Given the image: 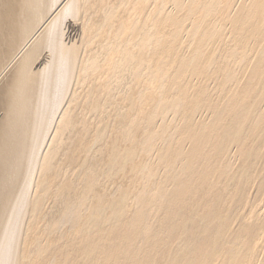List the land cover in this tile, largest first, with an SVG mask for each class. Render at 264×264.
Returning a JSON list of instances; mask_svg holds the SVG:
<instances>
[{"label":"bare ground","instance_id":"bare-ground-1","mask_svg":"<svg viewBox=\"0 0 264 264\" xmlns=\"http://www.w3.org/2000/svg\"><path fill=\"white\" fill-rule=\"evenodd\" d=\"M0 264H264V0H0Z\"/></svg>","mask_w":264,"mask_h":264}]
</instances>
